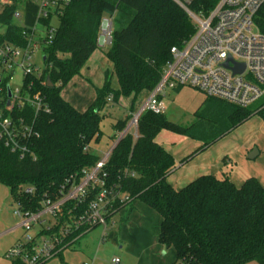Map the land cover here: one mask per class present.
I'll return each instance as SVG.
<instances>
[{
	"label": "trees",
	"instance_id": "1",
	"mask_svg": "<svg viewBox=\"0 0 264 264\" xmlns=\"http://www.w3.org/2000/svg\"><path fill=\"white\" fill-rule=\"evenodd\" d=\"M218 1L194 0L191 7L208 12ZM17 10L21 20L14 17ZM106 16L113 17V27L105 54L113 63L118 88L111 86L107 72L95 100L81 111L61 92L98 49ZM36 19L33 0L6 6L0 12L4 27L0 41L24 45V31ZM256 23L264 32V5ZM194 32L192 19L173 0H70L45 47L44 71L39 76L26 75L23 82L24 93L41 92L50 112L36 114L28 109L23 113L34 122L37 132L26 142L28 152L23 156L0 139V183L11 188L14 200L26 210L37 211L46 196L58 194L66 178L93 165L100 155L89 148L102 139L108 97L117 103L121 97L133 95L135 100L143 91H151L162 77L171 48L181 46ZM253 106L240 107L208 97L190 126L175 124L164 114L144 112L137 136L128 131L113 147L107 165L110 183L132 201L139 200L158 212L162 218L158 240L175 249V263L186 259L192 264H244L251 260L264 264V185L254 176L236 185L229 179L204 175L176 189L167 180L175 166L174 157L155 140L162 129H169L200 139L203 148L254 115L264 119V101ZM131 117L129 114L112 124L116 132L113 140ZM22 186L33 187L34 192L20 191Z\"/></svg>",
	"mask_w": 264,
	"mask_h": 264
},
{
	"label": "built area",
	"instance_id": "2",
	"mask_svg": "<svg viewBox=\"0 0 264 264\" xmlns=\"http://www.w3.org/2000/svg\"><path fill=\"white\" fill-rule=\"evenodd\" d=\"M19 0H0V12ZM190 16L195 32L181 46L171 48V57L157 85L149 91L142 106L132 113L126 128L118 132L112 147L101 152L100 158L64 181L55 197L46 196L42 208L26 210L15 200V213L21 218L19 226L24 235L6 252L11 264H46L76 243L84 234L96 227L107 228L110 219L125 209L132 199L116 184L109 181L107 165L117 140L126 132L137 136L138 121L142 113H165L167 89L184 86L197 89L207 97L249 107L264 98V32L256 23L264 0H219L208 12L191 7L194 0H173ZM37 5V19L24 31L27 42L16 45L0 41V139L13 152L22 156L28 152L26 142L37 135L34 122H29L25 110L36 114L50 112V106L41 92L24 93L23 87L12 89L14 69L20 67L26 75H41L31 61L37 50L45 51L56 32L58 17L70 0H33ZM21 20V11L14 14ZM49 22L45 24V20ZM0 28H4L0 25ZM102 39L112 40V19L104 18ZM4 31L0 29V33ZM45 56V55H44ZM225 63H228L225 66ZM237 65H244L241 73L234 72ZM11 87V86H10ZM112 101V96L108 97ZM90 149V148H89ZM20 191L33 193V187L22 186ZM115 205L119 206L115 207ZM118 210V211H117ZM51 217L47 221L45 216ZM37 231L33 233L35 227ZM104 240V238H103ZM119 264L120 258H113ZM81 264H89L82 262ZM174 264H192L181 259Z\"/></svg>",
	"mask_w": 264,
	"mask_h": 264
},
{
	"label": "crops",
	"instance_id": "3",
	"mask_svg": "<svg viewBox=\"0 0 264 264\" xmlns=\"http://www.w3.org/2000/svg\"><path fill=\"white\" fill-rule=\"evenodd\" d=\"M106 17L112 19L113 27V17ZM101 35L102 33L98 49L92 53L80 74L72 79L76 90L81 89L84 92L82 87L87 83L93 84L96 90L102 88L106 82L107 72L110 73L111 86L118 88V80L113 74V63L105 54L111 41L105 43ZM114 79L117 80V84L116 80L113 82ZM61 94L64 99L81 111H84L96 98L95 96L93 99V95L90 94L88 105H83L79 103V100L70 96L67 90L65 92V87ZM130 97L134 96L121 97L119 101L123 102L124 99ZM207 98L205 95L200 107H203ZM123 103V106L128 105L131 111L133 105L130 107L129 103ZM128 107L125 108L128 109ZM164 135L165 132L158 134L155 140L174 157L175 166L168 173L167 180L176 189H181L204 175L229 179L236 185H241L247 178L254 176L264 185V119L260 116L254 115L203 148V141L200 139L180 135L177 141L171 143L172 141L165 139ZM260 158L263 160L256 164L255 162ZM161 221L162 218L155 209L139 200H134L125 209L113 215L107 226L108 228L111 225L108 234L107 228L103 229L100 238L103 240L107 235V238L121 248L122 258L132 264H174L176 253L167 262L160 258L161 254H166L161 253L164 245L158 240ZM19 228L21 227L18 224L9 230L16 231ZM113 258H120V256L116 255ZM121 262L120 258L119 264Z\"/></svg>",
	"mask_w": 264,
	"mask_h": 264
},
{
	"label": "rangeland",
	"instance_id": "4",
	"mask_svg": "<svg viewBox=\"0 0 264 264\" xmlns=\"http://www.w3.org/2000/svg\"><path fill=\"white\" fill-rule=\"evenodd\" d=\"M57 23L58 22L55 20L54 24L56 25ZM0 29L3 30L4 28ZM44 54L45 51L37 50L31 59V61L36 64V68H38L36 73H42L46 67ZM25 76L26 74L23 69L16 67L14 69L13 77L10 83L11 88L14 90L22 88L24 85L23 82ZM115 80L116 79H114L113 82H115ZM82 88H84V92H82L81 89L76 90L74 81L71 80L65 86V92L67 90L70 96L76 98L77 101L79 100V103L88 105V97L90 94H92L94 99L96 96V88L90 83H87V85ZM148 96L149 92L143 91L137 96L135 100L134 97H130L128 99H124L125 101L123 100V102L129 103L130 107L133 105V111H137ZM204 98L205 95L203 93L189 86L182 87L180 91H177V89H167L164 97V115L175 124L181 126H190L196 120L195 113L200 107ZM263 101L264 98H262V100L256 103L253 107L258 106ZM123 102L119 101L116 103L110 101L107 103V106L103 112L105 114V118L101 122L102 139L100 142L93 141L90 144V149L92 152L101 155V151L112 147L116 140H113L112 138V136L115 134L112 124L116 122L117 119L132 114L128 105L123 106ZM125 107H128V109ZM163 132H165V139L172 141L171 143L177 141L180 135L185 136L184 134L177 133L169 129H162L158 134ZM169 141L166 140L168 143ZM261 160H263V158H260L259 161H256L255 163L257 164L258 162H261ZM16 209L17 205L15 203L11 188L3 183H0V264H11L10 260L6 258V252L11 248V246L15 244V241L23 237L25 232L23 228H19L16 231L9 230L11 227L18 225L21 222V218L15 213ZM45 219L49 221L51 220V217L47 215L45 216ZM110 226L106 229L107 234L110 230ZM38 227H35L33 233L37 231ZM103 229L104 228L102 226H99L84 234L71 247L66 248L63 251L62 256H56L46 264H81L84 261L89 262V264H114L112 260L116 255L120 256L122 259L120 264H132L131 262L122 258L121 255L123 253L121 248L115 245L111 239L107 238V235L104 236V240H101L100 233L103 231ZM163 252L166 254H161L160 258L164 262H167L172 258L173 255H175L176 251L173 247L167 248L164 246L161 253ZM244 264L259 263L255 260H251Z\"/></svg>",
	"mask_w": 264,
	"mask_h": 264
},
{
	"label": "water",
	"instance_id": "5",
	"mask_svg": "<svg viewBox=\"0 0 264 264\" xmlns=\"http://www.w3.org/2000/svg\"><path fill=\"white\" fill-rule=\"evenodd\" d=\"M99 40H100V38H99ZM44 59H45V56H44ZM227 65H228V63H225V66H227ZM243 70H244V65H237L235 68H233V71L238 72V73H241ZM47 82L49 83V86L52 85L49 77L47 78ZM11 95H12V90H11L10 85H8V96L11 97Z\"/></svg>",
	"mask_w": 264,
	"mask_h": 264
}]
</instances>
